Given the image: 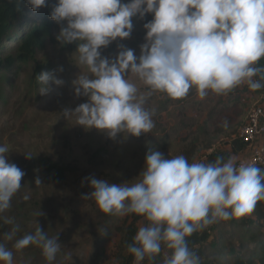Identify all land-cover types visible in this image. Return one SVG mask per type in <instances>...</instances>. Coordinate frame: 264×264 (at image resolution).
I'll return each mask as SVG.
<instances>
[{
  "label": "clouds",
  "instance_id": "obj_1",
  "mask_svg": "<svg viewBox=\"0 0 264 264\" xmlns=\"http://www.w3.org/2000/svg\"><path fill=\"white\" fill-rule=\"evenodd\" d=\"M24 2L33 11L46 4ZM146 13L152 19L143 25L139 56L122 44L114 58L101 55L113 41L130 37L132 18ZM49 16L61 25L56 37L60 44H76L80 72L71 84L76 97H87L62 115L84 129L103 130L109 138L152 133L157 107L148 105L154 94L182 100L195 90L203 100L209 93L228 95L241 86L252 92L264 89V0H56ZM36 79L41 95L64 83L51 71ZM9 152V145H0V218L12 226L3 239L14 241L18 252L34 245L53 264L62 249L58 233L49 235L35 220L34 230L16 239L20 225L2 215L25 175L10 162ZM138 177L134 183L113 184L88 176L84 180L92 191L82 195L104 214L142 218L127 245L134 264H153L162 245L171 250L163 264H201L186 238L218 221L251 215L257 202L264 201V169L236 155L189 162L183 154L165 157L152 149ZM34 183L41 180L37 177ZM99 232L108 234L104 228ZM0 264H14L13 251L4 242Z\"/></svg>",
  "mask_w": 264,
  "mask_h": 264
},
{
  "label": "rangeland",
  "instance_id": "obj_2",
  "mask_svg": "<svg viewBox=\"0 0 264 264\" xmlns=\"http://www.w3.org/2000/svg\"><path fill=\"white\" fill-rule=\"evenodd\" d=\"M151 19V13H146L143 18L133 17L130 37L113 41L100 50L101 55L114 58L120 50L118 45L122 44L139 56L140 45L145 42L143 25ZM60 27L55 24L51 41L36 53L34 62L27 63L17 75L4 74L9 83L0 85L3 99L0 104V145L10 146V162L25 173L20 191L12 198L11 208L2 215L14 217L20 225L16 239L32 232L35 220L49 235L58 233L62 249L53 264H124L127 249L120 244L121 234L115 229L124 217L104 214L94 200L82 199L83 194L92 191L84 178L93 176L113 184L134 183L139 179L146 154L152 149L172 157L193 147L196 150L193 161H200L207 152L203 147L205 144L212 148L224 147L229 135L237 132L242 123L239 117H243L252 105V99L246 101V91H251L247 86H241L228 95L209 93L203 100L197 98L195 90L182 100L154 94L148 105L157 107L153 117L156 127L152 133L140 137L118 133L114 139L109 138L103 130L84 129L62 115L65 109H74L87 102V97H76L73 93L71 81L80 72L76 65V44H60L56 38ZM35 65L41 66L42 72L56 70L54 74L64 83L53 84L48 94L41 95L33 74ZM224 121L228 122L227 128L223 127ZM165 131L169 134L165 148L152 143ZM27 155L31 157L26 158ZM43 163H70L76 172L68 175L61 185L42 182L35 185L39 166ZM26 194L30 196L27 201L23 200ZM39 211L43 215L36 217L35 213ZM56 216H72L73 219L58 225L54 220ZM11 227L0 218V242L13 251L14 264H48L38 247L28 246L18 252L12 247L14 241H4L3 234ZM101 228L108 234L101 235ZM239 230L238 226L233 236L222 230L220 239L225 245L233 243L229 250L238 244ZM217 236L212 233L213 243ZM169 252L170 249L162 245L159 256L164 258ZM96 253L101 257L98 263L93 261Z\"/></svg>",
  "mask_w": 264,
  "mask_h": 264
},
{
  "label": "trees",
  "instance_id": "obj_3",
  "mask_svg": "<svg viewBox=\"0 0 264 264\" xmlns=\"http://www.w3.org/2000/svg\"><path fill=\"white\" fill-rule=\"evenodd\" d=\"M55 2L56 0H46L44 7L33 11L24 0H0V85L9 83L4 74L17 75L27 63L34 62L36 53L44 48L46 42L51 41L56 22L50 19L49 13ZM261 63H264V60ZM41 72L42 67L35 65L33 69L35 77ZM55 72L56 70L53 71ZM251 94L252 97L255 96V99L260 100L264 95V89L257 92L251 91ZM2 102L3 99L0 96V104ZM168 139L169 134L165 131L160 133L152 143L165 148ZM203 147L207 149L205 159L211 162L217 156L227 158L230 155L243 153L248 148V141L232 134L229 135L227 145L224 147L212 148L206 144ZM181 154L186 156L189 162H193L196 150L190 147ZM256 166L264 169V165ZM38 170L39 175L37 174L36 178L40 177L42 183L54 185L64 184L68 175L76 172V168L70 163H43ZM69 219H73L72 216L54 218L58 225L66 224ZM140 220H142L141 217L131 214L123 218L120 226L115 227L121 234L120 244L126 249L132 242ZM238 226L240 227L238 244L229 250L233 247V243L228 242V245H225L226 243L220 239L223 236L222 230L229 236H233ZM213 232L218 235L215 243L209 240ZM186 240L189 247L201 257V264H264V201L257 202L251 215L218 221L202 231L193 233ZM170 254L171 250L167 255ZM164 259L165 257L157 256L153 264H161ZM93 261L94 263L101 261L99 253L95 254ZM124 264H134V257L128 252ZM143 264H149V262L145 260Z\"/></svg>",
  "mask_w": 264,
  "mask_h": 264
},
{
  "label": "built area",
  "instance_id": "obj_4",
  "mask_svg": "<svg viewBox=\"0 0 264 264\" xmlns=\"http://www.w3.org/2000/svg\"><path fill=\"white\" fill-rule=\"evenodd\" d=\"M234 135L248 141L247 150L236 156L243 160H254L256 165H264V113L257 100L249 107L243 123Z\"/></svg>",
  "mask_w": 264,
  "mask_h": 264
},
{
  "label": "crops",
  "instance_id": "obj_5",
  "mask_svg": "<svg viewBox=\"0 0 264 264\" xmlns=\"http://www.w3.org/2000/svg\"><path fill=\"white\" fill-rule=\"evenodd\" d=\"M246 101H250L251 99V101H252V103L254 102V101H258L259 102V105L261 106V108H262V111H263V113H264V95L260 98V100H259V98H256L255 99V96H253L252 97V94L251 93H248L247 91H246ZM247 113V112H246ZM246 113H245V115H246ZM245 115L242 117V115L239 117L240 119H241V122L243 123V121H244V119H245ZM242 117V118H241ZM241 123V124H242ZM228 141V140H227ZM244 153V152H243ZM209 240L210 241H213V237L212 236H210V238H209Z\"/></svg>",
  "mask_w": 264,
  "mask_h": 264
}]
</instances>
